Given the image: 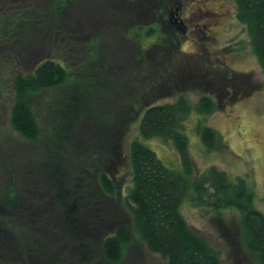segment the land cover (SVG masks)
Wrapping results in <instances>:
<instances>
[{
    "label": "rangeland",
    "instance_id": "obj_1",
    "mask_svg": "<svg viewBox=\"0 0 264 264\" xmlns=\"http://www.w3.org/2000/svg\"><path fill=\"white\" fill-rule=\"evenodd\" d=\"M149 1L0 0V264H106L101 241L119 223L132 234L120 264H166L139 240L125 203L133 140L167 168L180 170L171 142L140 137V99L171 103L182 93L194 107L207 93L215 111L210 116L192 111L182 131L194 176L216 167L231 180L243 178L253 208L264 215V75L235 18L234 0H169L177 2L187 31L165 27L162 33L169 37L163 38L145 34L155 26L146 11ZM164 40L166 47L160 48ZM45 58L65 64L69 78L62 88L31 97L40 135L28 142L9 124L12 83L16 71L30 72ZM168 72L176 80L171 94L161 89ZM199 123L214 131L215 149L204 148ZM102 170L115 183L111 198L97 186ZM76 175L91 182L88 213L86 206L71 205ZM65 177L68 184L61 187ZM60 188L69 190L61 194L64 204L56 195ZM193 197L189 187L181 214L220 264H259L242 239L241 213L198 206Z\"/></svg>",
    "mask_w": 264,
    "mask_h": 264
},
{
    "label": "trees",
    "instance_id": "obj_2",
    "mask_svg": "<svg viewBox=\"0 0 264 264\" xmlns=\"http://www.w3.org/2000/svg\"><path fill=\"white\" fill-rule=\"evenodd\" d=\"M149 2L150 9L146 11L155 21L152 23L155 26L147 27L145 34L150 37L153 34H158L157 37L161 38L166 37L168 35L162 33L167 31L165 27L179 33L180 31L175 28L179 23H174L176 20L180 21L181 13L175 7L178 6L177 2L170 3L169 0ZM61 3L62 1L59 5ZM234 3L235 18L245 28L251 51L264 75V0H234ZM60 9L61 7L56 8L57 11ZM45 18L47 17H43ZM176 39L179 41L177 35ZM166 42L167 40H164V44L159 47H166ZM171 42L174 46V42ZM94 45L90 43L91 47ZM87 57H91V53ZM172 74L168 72L164 75L161 86L163 92L171 94L170 88L176 83ZM68 78L69 73L65 64L54 58H45L30 72L16 71L12 83L14 95L9 124L20 138L33 142L40 135V127L30 104L31 97L44 91L62 88ZM187 81L188 78L184 83ZM206 88L211 90V87ZM163 92L160 94L161 97ZM181 94L179 93L171 103L148 104L146 100L138 101L140 114L139 112L136 114L139 116L140 137L143 140L159 138L171 142L179 157L180 170L174 171L164 166L156 154L141 141L135 139L131 142L129 160L132 185L125 197V203L131 214L133 231L148 250L166 261V264H220L218 254L188 227L181 214L183 198L187 189L191 187L195 205L216 211L236 209L241 213L242 239L245 246L248 252L256 256L259 264H264V215L253 208V193L246 181L241 177L231 180L216 167H209L204 174L194 176L188 140L182 132L184 122L192 111L200 116H210L217 105L205 93L199 96L193 107L189 99ZM127 115L131 116L126 108L125 119ZM196 131L207 151L217 147L216 135L211 128L199 123ZM104 168L107 170L105 166ZM106 170L97 173L96 182L103 194L111 198L115 193V183ZM60 182L61 187L68 184L66 177L61 178ZM90 183L85 176L76 175L75 182L72 181L69 188L71 205L82 208L86 206L87 213L92 209ZM209 189L212 193H208ZM69 190L60 188L57 191L56 195L62 204L65 201L61 194L67 196L66 192ZM19 197V194L15 195L13 202L18 201L16 198ZM13 202L10 204L13 205ZM131 239L130 229L123 223L117 224L101 241L100 254L103 261L106 264H120L123 250ZM76 245H81L80 240H76Z\"/></svg>",
    "mask_w": 264,
    "mask_h": 264
},
{
    "label": "flooded vegetation",
    "instance_id": "obj_3",
    "mask_svg": "<svg viewBox=\"0 0 264 264\" xmlns=\"http://www.w3.org/2000/svg\"><path fill=\"white\" fill-rule=\"evenodd\" d=\"M212 15L213 16H216V17H220V14L219 13H213L212 12ZM175 24L176 23H179V25L178 26H175V28L176 29H178L182 34H185V31H187V26L186 25H184V23H183V19H182V17H180V21L179 22H177V20L174 22Z\"/></svg>",
    "mask_w": 264,
    "mask_h": 264
}]
</instances>
